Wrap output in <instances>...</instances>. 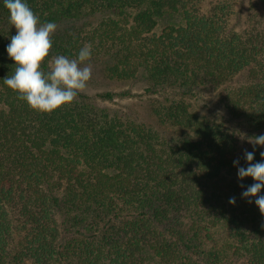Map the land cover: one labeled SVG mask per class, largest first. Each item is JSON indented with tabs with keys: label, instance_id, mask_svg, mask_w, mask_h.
<instances>
[{
	"label": "trees",
	"instance_id": "16d2710c",
	"mask_svg": "<svg viewBox=\"0 0 264 264\" xmlns=\"http://www.w3.org/2000/svg\"><path fill=\"white\" fill-rule=\"evenodd\" d=\"M202 1L27 0L57 25L42 68L90 45L88 65L148 96L142 122L110 92L51 113L20 100L0 0V264H264V214L241 195L255 181L233 164L264 134V25L232 32V3Z\"/></svg>",
	"mask_w": 264,
	"mask_h": 264
},
{
	"label": "clouds",
	"instance_id": "9594fccd",
	"mask_svg": "<svg viewBox=\"0 0 264 264\" xmlns=\"http://www.w3.org/2000/svg\"><path fill=\"white\" fill-rule=\"evenodd\" d=\"M9 13V23L16 29L6 46L8 57L15 61V71L3 78V83L18 94L20 100L41 113H51L69 105L82 93L92 78V68L87 64L92 57L90 45L79 49L75 59L64 54H57L48 60L49 70L42 68V63L49 57L53 48V34L57 25L53 22H41L39 16L30 8L27 0H3ZM83 65V66H82ZM252 144L253 150L244 151L247 166H240L234 160L239 180L252 178L241 195L249 203H255L264 214V151L262 159L255 161V149L264 148V134L245 137ZM255 161V162H254ZM244 187L243 185H241ZM229 202L235 204V198Z\"/></svg>",
	"mask_w": 264,
	"mask_h": 264
},
{
	"label": "rangeland",
	"instance_id": "374dc122",
	"mask_svg": "<svg viewBox=\"0 0 264 264\" xmlns=\"http://www.w3.org/2000/svg\"><path fill=\"white\" fill-rule=\"evenodd\" d=\"M232 3V13L229 18L228 26L232 32L243 34L250 31L258 23L264 25V8L258 0H229ZM226 0H203L198 4V10L202 14H208L212 7L215 5H223ZM183 18L176 15L174 18H167L161 20L156 28L157 34H159L169 24H181ZM83 66V65H82ZM92 68V78L88 82L87 88L82 92L91 98L98 94L110 92L119 94L115 101L108 103L114 110L120 112L129 113L132 117L137 118L139 121H150L148 116V110L146 104L148 96L144 94L143 89L136 85L134 82H118L107 80L104 75ZM127 94V95H122ZM201 110V108H198ZM205 111V109H204ZM210 112L212 117L215 118L216 110H207ZM215 116V117H214ZM223 116V113L219 114V117ZM252 145V144H251ZM151 264H161L157 260L152 261Z\"/></svg>",
	"mask_w": 264,
	"mask_h": 264
}]
</instances>
